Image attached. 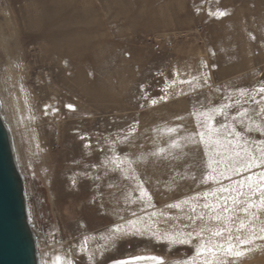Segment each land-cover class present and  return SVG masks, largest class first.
I'll return each mask as SVG.
<instances>
[{
    "label": "rangeland",
    "instance_id": "obj_1",
    "mask_svg": "<svg viewBox=\"0 0 264 264\" xmlns=\"http://www.w3.org/2000/svg\"><path fill=\"white\" fill-rule=\"evenodd\" d=\"M260 86L264 0H0V111L39 264H54L57 256L60 264L151 256L173 264L192 256L196 239L171 247L147 235L112 239L113 226L141 216L147 223L154 211L180 217H151L161 231L188 224L166 206L218 185L202 182L204 145L170 142L198 131L194 109L228 103L241 88L249 90L247 100ZM241 107L264 123L255 103L228 112ZM176 126L175 134L161 131ZM160 148L165 152L157 154ZM116 154L131 163L116 167ZM141 182L150 200L139 198ZM257 215L259 229L264 210ZM245 247L253 250L235 264H264V239Z\"/></svg>",
    "mask_w": 264,
    "mask_h": 264
},
{
    "label": "snow or ice",
    "instance_id": "obj_2",
    "mask_svg": "<svg viewBox=\"0 0 264 264\" xmlns=\"http://www.w3.org/2000/svg\"><path fill=\"white\" fill-rule=\"evenodd\" d=\"M224 14L218 10V15ZM174 75L179 73L174 72ZM195 79L197 78L181 80L180 83H192ZM235 94L239 95V99L233 101L231 96ZM258 94H264V86L252 90L247 100L244 97L249 95V90L241 88L226 97L228 103L204 110L194 109L192 115L196 119L198 131L170 142L171 148L182 147L181 139L204 145L208 171L202 182L212 181L218 185L166 206L181 211L183 219L189 221L188 224L181 225L176 230L161 231L155 227L151 217L167 219H180V217L154 211L150 215L146 214L147 223L144 222L145 217L141 216L128 220L124 224L114 225L110 238L114 239L120 234L147 235L154 237L157 242L166 241L170 247L178 244L192 245L193 239L198 240V243L194 245L195 251L192 256L182 261H174L173 264H230L227 257H232L231 264H235L238 259L252 251L253 249L245 246L252 244L256 239H264V226L257 229L254 223V220L258 218L257 214L264 210V139L256 140L245 133L257 131L264 135V123L249 115L250 108L241 107L235 115H230L228 109L245 103H255L261 106L257 116H264V95L258 96ZM164 98L161 97V99ZM152 102L155 103V100ZM47 108L48 106L45 105L46 113ZM217 116L224 117V122L217 123ZM237 125L243 126L244 131H239ZM179 127L181 126L161 131L172 135L179 130ZM131 131L134 129L130 130L129 135ZM123 139L126 140L127 137ZM85 146L88 147V145ZM164 152L165 149L160 148L157 154ZM112 163L123 169L125 163L131 162L116 154ZM226 176H239V179L231 180L226 185L220 183ZM137 187L140 189L141 200L145 197L148 200L151 199L147 190L143 188L142 182ZM135 215L133 213V216ZM185 229L190 230L185 231ZM81 251H87V238L81 245ZM61 259L59 256L55 257L54 264H60ZM69 264L72 262L69 261ZM113 264H165V261L162 257L151 256L117 260L113 261Z\"/></svg>",
    "mask_w": 264,
    "mask_h": 264
},
{
    "label": "water",
    "instance_id": "obj_3",
    "mask_svg": "<svg viewBox=\"0 0 264 264\" xmlns=\"http://www.w3.org/2000/svg\"><path fill=\"white\" fill-rule=\"evenodd\" d=\"M0 264H39L11 134L0 113Z\"/></svg>",
    "mask_w": 264,
    "mask_h": 264
},
{
    "label": "bare ground",
    "instance_id": "obj_4",
    "mask_svg": "<svg viewBox=\"0 0 264 264\" xmlns=\"http://www.w3.org/2000/svg\"><path fill=\"white\" fill-rule=\"evenodd\" d=\"M0 113H1V111H0ZM1 118H2V121H4V120H3L4 118H3V115H2V113H1Z\"/></svg>",
    "mask_w": 264,
    "mask_h": 264
}]
</instances>
